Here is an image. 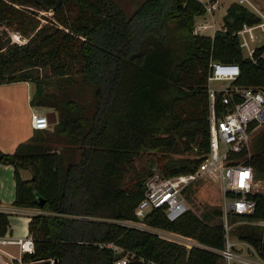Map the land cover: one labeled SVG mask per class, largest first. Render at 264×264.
Returning <instances> with one entry per match:
<instances>
[{"label":"trees","instance_id":"1","mask_svg":"<svg viewBox=\"0 0 264 264\" xmlns=\"http://www.w3.org/2000/svg\"><path fill=\"white\" fill-rule=\"evenodd\" d=\"M203 10L199 0H141L128 14L116 0H0V23L28 35L21 43L0 41V82L32 81L30 104L56 113L50 129H33L13 150H0V162L12 165L11 204L35 209L27 221L33 249L24 259L113 264L126 254L124 264H217L222 258L216 251L224 243L221 221L206 222L189 208L172 220L158 207L137 218L133 209L150 170L127 177L142 150L167 153L163 175L191 171L201 160L168 154L207 150L211 61L236 63L233 83L264 88V57L258 56L264 44L255 45L252 61L235 34L261 16L232 1L222 29L197 35L193 18ZM215 104L220 107L218 95ZM56 137L63 146L51 145ZM243 163L264 179V126ZM19 168L30 177L22 178ZM34 191L43 198L40 206ZM249 196L252 211L228 212V221L264 218V194ZM7 214L0 209V234ZM155 229L191 236L208 248H186ZM235 233L263 257L264 230Z\"/></svg>","mask_w":264,"mask_h":264},{"label":"built area","instance_id":"2","mask_svg":"<svg viewBox=\"0 0 264 264\" xmlns=\"http://www.w3.org/2000/svg\"><path fill=\"white\" fill-rule=\"evenodd\" d=\"M204 7L202 13L194 16L191 32L197 35H212L216 26L212 13L217 9V0H199ZM261 20L256 23H242L235 31L239 46L245 50L244 54L252 61L255 60L250 42L256 39L252 32H264V15L259 13ZM17 43L25 39L13 34ZM261 44H264V40ZM258 56L264 57V48ZM207 75L208 94V142L207 150L201 155L202 158L195 168L188 172L174 173L170 175L159 174L150 170L143 182V194L134 206L133 212L137 218H142L151 208H162L164 215L172 220L179 216L185 209L183 188L193 179L200 175L216 177L219 181L221 194L220 218L224 227V243L221 248L216 249L225 264H253L252 260L243 255L228 239L227 214L249 213L254 207V200L249 196L254 191L264 194L261 190L254 188V172L250 165L243 163L247 141L256 127L264 123V88L255 85H242L233 83L232 80L238 75L239 67L234 62L214 60L210 63ZM227 80L229 84L219 88L211 86L210 81ZM218 95L220 107L215 104ZM30 124L34 129L47 128L49 122L44 112L35 109L30 110ZM241 155H238L242 153ZM139 221L135 224L138 225ZM140 225V224H139ZM166 238L182 243L186 248L200 246L208 248L205 244L195 238L174 231L155 229ZM13 244L16 252L12 253L5 245ZM106 245L115 250L120 248L110 242ZM247 245L251 247L248 243ZM33 249V239L29 233L22 236H12L5 232L0 234V264H52V260L38 262L24 259V253ZM252 249V247H251ZM127 255L123 254L113 261V264H124ZM149 264H156L152 261ZM258 264H264V257Z\"/></svg>","mask_w":264,"mask_h":264},{"label":"rangeland","instance_id":"3","mask_svg":"<svg viewBox=\"0 0 264 264\" xmlns=\"http://www.w3.org/2000/svg\"><path fill=\"white\" fill-rule=\"evenodd\" d=\"M120 6L123 8L125 14L130 13L141 0H116ZM236 1L247 7L249 10L259 14L264 15V0H217L218 6L217 9L213 11L212 17L216 23V26L223 28L222 19L226 12V6L232 2ZM38 14H50V11L46 10H38ZM40 21H43L40 19ZM217 30V29H216ZM252 32L256 35V39L250 42L251 46L261 44L264 40V32H258L257 29H253ZM19 35L21 39H27L26 34L21 33L20 31L13 29L5 24L0 23V41L8 40L9 42H16L12 35ZM246 53L245 50H242V54ZM37 72H42L41 68L36 69ZM53 82V80H52ZM56 84V82H53ZM211 86L214 88H219L222 85L229 84L227 80H218V81H210ZM51 88V87H50ZM87 91V89L85 90ZM264 126V123L258 125L254 132L250 135L247 145H246V153L251 151V138L252 136ZM51 123H49L48 127L45 128L50 129ZM52 146L60 147L64 145V142L60 137H56L55 141L51 143ZM203 153H195V147L192 148L189 152L182 153H171L168 156H198ZM165 155L163 152L159 151H150V150H142L138 154L134 155L132 160V167L130 171L127 173V177L134 176L136 174H140L144 172V170H153L157 173L162 174V163L165 159ZM146 174H144V179L146 178ZM254 188L258 190L263 189L264 187V179L258 178L255 176ZM184 203L186 208H189L192 212H194L197 216L203 219L206 222L213 223L221 221L220 218V202H221V194L219 190V181L216 177H211L207 175H200L195 178V180L189 185L188 189L183 192ZM140 224V223H138ZM239 226V227H237ZM256 226L260 230H264V218L259 220H227V235L228 239L234 242V245L239 249V251L250 258L253 264H258L261 262L262 257H260L255 250L247 245V243L243 240L237 238L236 230H246L249 227ZM217 264H225L222 258H219Z\"/></svg>","mask_w":264,"mask_h":264},{"label":"crops","instance_id":"4","mask_svg":"<svg viewBox=\"0 0 264 264\" xmlns=\"http://www.w3.org/2000/svg\"><path fill=\"white\" fill-rule=\"evenodd\" d=\"M34 90L30 80L20 79L9 82H0V150L11 151L18 142L25 141L32 133L30 124V110L39 112L53 110L44 105H32L29 98ZM55 118L56 113L55 110ZM22 178H29L30 172L19 168ZM14 181L12 165L0 162V209L8 212V225L5 233L12 236H22L27 232L29 214L34 208L16 207L11 204L13 199ZM12 253L16 252L13 244L5 245Z\"/></svg>","mask_w":264,"mask_h":264},{"label":"water","instance_id":"5","mask_svg":"<svg viewBox=\"0 0 264 264\" xmlns=\"http://www.w3.org/2000/svg\"><path fill=\"white\" fill-rule=\"evenodd\" d=\"M45 115H46V117H47V121L49 122V123H52V122H54L55 121V114H54V111L53 110H48V111H46L45 112ZM34 201H35V203L37 204V205H41L42 204V202H43V198L38 194V193H36L35 191H34ZM263 257H264V248H263Z\"/></svg>","mask_w":264,"mask_h":264}]
</instances>
